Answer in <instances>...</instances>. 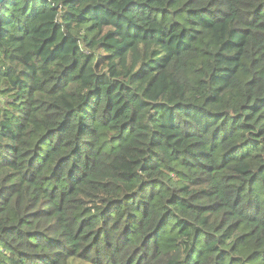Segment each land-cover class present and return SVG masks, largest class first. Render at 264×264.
<instances>
[{
    "label": "trees",
    "instance_id": "1",
    "mask_svg": "<svg viewBox=\"0 0 264 264\" xmlns=\"http://www.w3.org/2000/svg\"><path fill=\"white\" fill-rule=\"evenodd\" d=\"M0 264H264V0L1 5Z\"/></svg>",
    "mask_w": 264,
    "mask_h": 264
},
{
    "label": "water",
    "instance_id": "2",
    "mask_svg": "<svg viewBox=\"0 0 264 264\" xmlns=\"http://www.w3.org/2000/svg\"><path fill=\"white\" fill-rule=\"evenodd\" d=\"M7 0H0V6L3 5Z\"/></svg>",
    "mask_w": 264,
    "mask_h": 264
}]
</instances>
